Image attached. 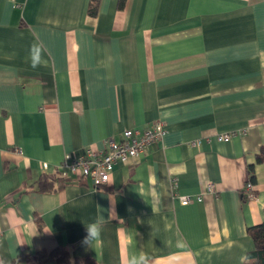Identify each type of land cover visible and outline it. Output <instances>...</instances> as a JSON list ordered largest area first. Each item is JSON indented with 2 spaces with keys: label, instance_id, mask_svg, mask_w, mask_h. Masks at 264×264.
<instances>
[{
  "label": "crops",
  "instance_id": "crops-1",
  "mask_svg": "<svg viewBox=\"0 0 264 264\" xmlns=\"http://www.w3.org/2000/svg\"><path fill=\"white\" fill-rule=\"evenodd\" d=\"M92 3L0 0V264H45L59 246L100 264H244L264 222V0ZM157 121L166 134L108 183L35 189L67 154Z\"/></svg>",
  "mask_w": 264,
  "mask_h": 264
},
{
  "label": "built area",
  "instance_id": "built-area-1",
  "mask_svg": "<svg viewBox=\"0 0 264 264\" xmlns=\"http://www.w3.org/2000/svg\"><path fill=\"white\" fill-rule=\"evenodd\" d=\"M167 132L166 123L157 121L152 126L140 129H127L124 132L123 140L117 142L114 139L107 140V147L104 150L88 148L81 154H67L62 164L61 173L68 179L76 181L79 179H90L94 188L108 183L111 174L118 162L140 157L149 147L162 138ZM221 140L229 141L232 136L225 134L218 137ZM246 192L250 200L257 197L254 184L250 180L246 183ZM208 192L214 194L217 190L214 184L207 187ZM182 204L187 205L193 201H201L203 197L192 195H179Z\"/></svg>",
  "mask_w": 264,
  "mask_h": 264
},
{
  "label": "trees",
  "instance_id": "trees-1",
  "mask_svg": "<svg viewBox=\"0 0 264 264\" xmlns=\"http://www.w3.org/2000/svg\"><path fill=\"white\" fill-rule=\"evenodd\" d=\"M98 0H93L91 10L95 11ZM258 162L264 161V147L257 154ZM251 180L255 181L254 166L249 167ZM68 180L61 171L54 173H45L36 183L35 189L40 192H54L62 189ZM248 233L254 241V249L249 251L244 264H264V222L250 226ZM28 253H22L20 256H27ZM37 256L45 262V264H100L91 256H73L69 248L59 246L51 251L40 250Z\"/></svg>",
  "mask_w": 264,
  "mask_h": 264
},
{
  "label": "clouds",
  "instance_id": "clouds-1",
  "mask_svg": "<svg viewBox=\"0 0 264 264\" xmlns=\"http://www.w3.org/2000/svg\"><path fill=\"white\" fill-rule=\"evenodd\" d=\"M30 64L33 69L40 67L42 64L41 48L33 44L29 49ZM104 219L102 217L97 218L95 221L89 223L86 227V236L84 243L90 245L94 240L98 239L101 235ZM127 264H148L147 258L144 256L132 255L129 257Z\"/></svg>",
  "mask_w": 264,
  "mask_h": 264
}]
</instances>
